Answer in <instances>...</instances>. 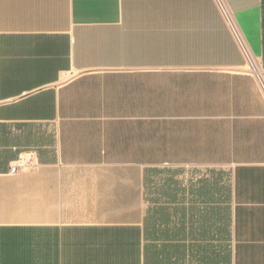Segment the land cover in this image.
I'll list each match as a JSON object with an SVG mask.
<instances>
[{"label":"crops","instance_id":"obj_1","mask_svg":"<svg viewBox=\"0 0 264 264\" xmlns=\"http://www.w3.org/2000/svg\"><path fill=\"white\" fill-rule=\"evenodd\" d=\"M222 2L0 0V264H264V0Z\"/></svg>","mask_w":264,"mask_h":264},{"label":"built area","instance_id":"obj_2","mask_svg":"<svg viewBox=\"0 0 264 264\" xmlns=\"http://www.w3.org/2000/svg\"><path fill=\"white\" fill-rule=\"evenodd\" d=\"M220 3H221V5H222V8H223L225 14L228 16V18H230V17H229V13L226 11V8H225V6H224L222 0H220ZM251 63H252V62H251ZM252 65H254V64L252 63ZM257 67H258L257 65H256V67H254V69H255L256 71L259 70V69L257 70ZM262 80H263V86H264V78H262ZM28 167H29L28 163L20 159V160H18L17 162H15V163L13 164V166H12V168H11V172H12V173H17V172H19V171H21V170L27 169Z\"/></svg>","mask_w":264,"mask_h":264},{"label":"rangeland","instance_id":"obj_3","mask_svg":"<svg viewBox=\"0 0 264 264\" xmlns=\"http://www.w3.org/2000/svg\"><path fill=\"white\" fill-rule=\"evenodd\" d=\"M256 63V62H255ZM256 65H257V63H256Z\"/></svg>","mask_w":264,"mask_h":264}]
</instances>
